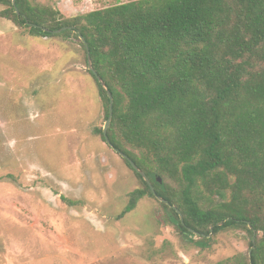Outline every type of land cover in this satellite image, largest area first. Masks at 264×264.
Instances as JSON below:
<instances>
[{
  "label": "trees",
  "instance_id": "trees-1",
  "mask_svg": "<svg viewBox=\"0 0 264 264\" xmlns=\"http://www.w3.org/2000/svg\"><path fill=\"white\" fill-rule=\"evenodd\" d=\"M0 5L31 37L78 43L87 64L85 40L113 98L111 146L168 203L120 157L141 187L119 218L149 197L201 250L221 232L244 231L250 256L217 264H264V0H137L69 18L29 0ZM88 72L106 121L109 99Z\"/></svg>",
  "mask_w": 264,
  "mask_h": 264
},
{
  "label": "rangeland",
  "instance_id": "rangeland-1",
  "mask_svg": "<svg viewBox=\"0 0 264 264\" xmlns=\"http://www.w3.org/2000/svg\"><path fill=\"white\" fill-rule=\"evenodd\" d=\"M29 1L69 18L137 0ZM104 124L78 43L31 37L0 17V264H217L247 256L244 231L221 232L201 250L160 220L149 197L119 218L141 184L98 133Z\"/></svg>",
  "mask_w": 264,
  "mask_h": 264
},
{
  "label": "water",
  "instance_id": "water-1",
  "mask_svg": "<svg viewBox=\"0 0 264 264\" xmlns=\"http://www.w3.org/2000/svg\"><path fill=\"white\" fill-rule=\"evenodd\" d=\"M12 5L15 6V0H12ZM15 12L18 14V11L17 9H15ZM67 28H63L61 30H58V31H55L54 33L55 34H59L60 32L66 30ZM79 39L80 41L83 43L84 47H85V50H86V60H87V67H88V70L90 71V73L95 77V79L98 81V83L102 86V88L105 90L106 94H107V97L109 99V109H108V118L107 120L105 121V124H104V127L102 129V135H103V138H104V142L106 143L107 146H109L116 154H118V156H120L122 159L126 160V162L130 165V167L132 168L133 171H135L137 174H139L142 179L146 182V184L148 185V187L150 188L153 196L159 201V202H162L164 204H168L164 199L158 197L151 185V183L149 182V180L147 179V177L145 176V174L134 164V162L128 158L126 155H124L122 152H120L119 150L113 148L110 144V141L108 140V137H107V130L109 128V125H110V121H111V117H112V106H113V98H112V95L111 93L108 91L105 83L103 82V80L98 76V74L96 73V71L93 69L92 67V63H91V59H90V55H89V51H88V46L85 42V40L83 39L82 36L79 35ZM175 211L176 213L178 214L179 216V219L180 221L182 222L183 220V217H182V214L173 206H171ZM219 226L221 224H218ZM250 227V226H249ZM210 231H212V228H210ZM254 238H255V233L253 234V238H252V241L254 242ZM251 254V249L249 251V256Z\"/></svg>",
  "mask_w": 264,
  "mask_h": 264
}]
</instances>
